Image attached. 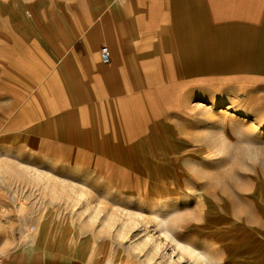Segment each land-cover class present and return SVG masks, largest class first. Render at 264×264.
<instances>
[{
	"label": "rangeland",
	"instance_id": "rangeland-1",
	"mask_svg": "<svg viewBox=\"0 0 264 264\" xmlns=\"http://www.w3.org/2000/svg\"><path fill=\"white\" fill-rule=\"evenodd\" d=\"M81 4L0 0V251L6 261L189 264L180 247H199L211 260L205 264H264V77L238 92L227 84L182 97L162 108L161 117L147 116L143 132L109 134L104 148L102 140L97 149L68 145L49 126L36 131L40 117H17L26 106L34 109L40 85L22 60L45 76L56 72V62L44 64L32 46L21 47L20 22L45 21L56 31L58 18L70 21ZM27 74L35 85L24 90ZM13 102L20 104L10 110ZM48 110L47 121L56 117Z\"/></svg>",
	"mask_w": 264,
	"mask_h": 264
},
{
	"label": "crops",
	"instance_id": "crops-1",
	"mask_svg": "<svg viewBox=\"0 0 264 264\" xmlns=\"http://www.w3.org/2000/svg\"><path fill=\"white\" fill-rule=\"evenodd\" d=\"M79 11L70 21L58 18L56 31L45 21H28L26 36L20 35L21 47L32 46L44 64L56 62V72L46 77L22 60L40 85L34 109L26 106L17 117H40L36 131L49 126L68 145L97 149L102 140L104 148L109 134L143 132L147 116L161 117L162 108L182 97L227 84L238 92L264 77V0H83ZM101 46L109 49L107 64ZM24 77V90L35 85ZM50 107L56 117L47 121ZM65 264L91 263L71 258Z\"/></svg>",
	"mask_w": 264,
	"mask_h": 264
},
{
	"label": "bare ground",
	"instance_id": "bare-ground-1",
	"mask_svg": "<svg viewBox=\"0 0 264 264\" xmlns=\"http://www.w3.org/2000/svg\"><path fill=\"white\" fill-rule=\"evenodd\" d=\"M26 23H27L26 21H21L20 22L19 31H20V35L21 36H26V34H27L26 32H27V26L28 25H26ZM247 216L243 219V223H247L246 222L248 220ZM234 218H236V217H234ZM219 248L222 249V247L218 246V247L215 248V250L216 249L218 250ZM180 249H184V252H185V254L187 256V260L186 261L189 264L190 263H192V264H205V261H211V260H208V256L206 254H204V253L202 254V252H201L199 247H180ZM262 249H264V247Z\"/></svg>",
	"mask_w": 264,
	"mask_h": 264
},
{
	"label": "built area",
	"instance_id": "built-area-1",
	"mask_svg": "<svg viewBox=\"0 0 264 264\" xmlns=\"http://www.w3.org/2000/svg\"><path fill=\"white\" fill-rule=\"evenodd\" d=\"M99 55H100V59H101L102 63L107 64L110 62V53H109L108 47L101 46L100 51H99ZM0 264H8V263H6L4 257L2 256L1 253H0Z\"/></svg>",
	"mask_w": 264,
	"mask_h": 264
}]
</instances>
